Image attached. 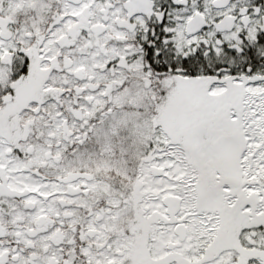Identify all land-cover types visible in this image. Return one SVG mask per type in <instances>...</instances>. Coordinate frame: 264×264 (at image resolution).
Returning <instances> with one entry per match:
<instances>
[{"label": "snow or ice", "instance_id": "6c2138e0", "mask_svg": "<svg viewBox=\"0 0 264 264\" xmlns=\"http://www.w3.org/2000/svg\"><path fill=\"white\" fill-rule=\"evenodd\" d=\"M0 264H264V0H0Z\"/></svg>", "mask_w": 264, "mask_h": 264}]
</instances>
